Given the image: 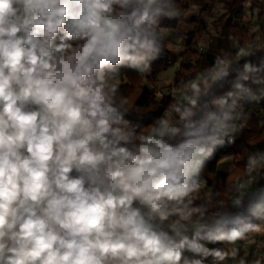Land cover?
Masks as SVG:
<instances>
[{
    "label": "clouds",
    "instance_id": "clouds-1",
    "mask_svg": "<svg viewBox=\"0 0 264 264\" xmlns=\"http://www.w3.org/2000/svg\"><path fill=\"white\" fill-rule=\"evenodd\" d=\"M199 11L0 0V264H264L244 254L264 235V149L229 165L227 200L204 179L245 106L264 102V58L236 45L235 60L217 55L178 85L151 79L165 51L183 50L168 22ZM128 73L159 107L144 110Z\"/></svg>",
    "mask_w": 264,
    "mask_h": 264
},
{
    "label": "trees",
    "instance_id": "trees-1",
    "mask_svg": "<svg viewBox=\"0 0 264 264\" xmlns=\"http://www.w3.org/2000/svg\"><path fill=\"white\" fill-rule=\"evenodd\" d=\"M200 11L194 21V27L185 35L183 50L177 53L173 50L165 51L161 58L154 64L152 81H156L157 74L176 67L173 84L178 85L186 79H190L203 68L213 64L217 55H234L236 45L249 46L255 40L256 33L246 23L248 7L252 14L257 9L260 19V38L264 39V0H195ZM170 23L179 33V21ZM264 58V48L256 50L252 57L253 62H259ZM179 59L180 63L175 65ZM175 65V66H174ZM123 83L134 87V95L142 94V104H146L144 110H152L159 107L151 103V91L153 84L148 80L140 81L135 73H128ZM169 103L168 94L164 93L163 104ZM246 126L238 135L233 145L220 148L205 168L204 179L210 192L219 190L221 197L227 200L230 194L231 180L235 173L241 171L244 158L248 152L264 149V102L253 103L245 106ZM232 159L235 173L232 169L224 170V160ZM232 173V174H230Z\"/></svg>",
    "mask_w": 264,
    "mask_h": 264
},
{
    "label": "rangeland",
    "instance_id": "rangeland-1",
    "mask_svg": "<svg viewBox=\"0 0 264 264\" xmlns=\"http://www.w3.org/2000/svg\"><path fill=\"white\" fill-rule=\"evenodd\" d=\"M249 8H250V6L248 7V16H247V19H246V23L249 24L252 27L253 31H255L256 38H255L254 41H252L249 44L248 48L250 50H252V49H256L257 50V49H260V48H264V39L260 38L261 35H260V32H259V25H260V19L261 18H259L258 14H257L258 13L257 9H255L254 10V14H252L250 12ZM179 34L184 37V39H183V46H184L185 39H186L185 35L187 33H185V34L179 33ZM174 43H175V40H173V44ZM170 47H171V45H170ZM172 50H174L176 52L175 49H172ZM177 53H180V52H177ZM175 70H176V68L173 67V68H170V69H168L166 71L160 72V73H158L156 75L157 79L159 80V82L161 83L162 86H168V85L175 86L173 84ZM163 90H164V93H168V88L167 87H164ZM244 115H245V111H244ZM260 117L263 119L264 114H261ZM229 165H232V159L224 160L223 164H222V168L224 170H228L230 168ZM206 190L208 192H210V189L206 188ZM247 249H248L247 247L244 248V254L245 253L248 254V250Z\"/></svg>",
    "mask_w": 264,
    "mask_h": 264
},
{
    "label": "crops",
    "instance_id": "crops-1",
    "mask_svg": "<svg viewBox=\"0 0 264 264\" xmlns=\"http://www.w3.org/2000/svg\"><path fill=\"white\" fill-rule=\"evenodd\" d=\"M198 16H199V12H196L195 14H191V15L188 12H186L184 15V18L179 21V25H178V28L180 31L179 33H183V34L188 33L195 26L194 21L198 18ZM165 94H168V93H165ZM254 239L256 240V242H260L264 244V235L257 234L254 236ZM246 247L248 248L247 249L248 254L246 253L245 254L249 256L251 254V249L253 245H249ZM259 254L264 255V249Z\"/></svg>",
    "mask_w": 264,
    "mask_h": 264
},
{
    "label": "built area",
    "instance_id": "built-area-1",
    "mask_svg": "<svg viewBox=\"0 0 264 264\" xmlns=\"http://www.w3.org/2000/svg\"><path fill=\"white\" fill-rule=\"evenodd\" d=\"M263 249H264V244L260 242H256V244H253L249 258H252L253 251L260 253Z\"/></svg>",
    "mask_w": 264,
    "mask_h": 264
}]
</instances>
